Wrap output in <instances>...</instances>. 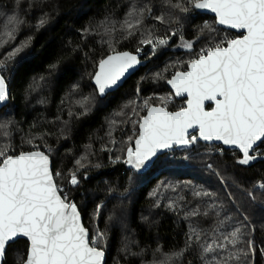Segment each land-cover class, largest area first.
Masks as SVG:
<instances>
[{
	"label": "trees",
	"instance_id": "16d2710c",
	"mask_svg": "<svg viewBox=\"0 0 264 264\" xmlns=\"http://www.w3.org/2000/svg\"><path fill=\"white\" fill-rule=\"evenodd\" d=\"M178 4L190 11L181 12ZM193 4L0 0V62L31 38L21 53L0 63L9 89V100L0 109V151L48 154L59 194L77 205L89 239L96 237L94 232L103 234L93 246L104 251V264H213V257L221 255L229 257L227 264H264V141L247 165L238 162V151L199 141L158 156L141 173L122 162L146 108L163 105L154 96L172 95L167 79L185 70L202 49L225 45L238 35L218 27ZM10 17L16 19L10 22ZM161 38H170L167 48L158 45L155 53L142 45ZM179 40L192 47L172 49ZM139 48L146 65L100 97L91 83L99 60ZM84 97H92L87 111ZM171 99L164 108L182 107V99ZM71 172L78 185L67 184ZM237 228L236 245L203 252ZM193 229L201 240L189 245ZM26 250L24 239L8 244L2 264H21Z\"/></svg>",
	"mask_w": 264,
	"mask_h": 264
},
{
	"label": "snow or ice",
	"instance_id": "6c2138e0",
	"mask_svg": "<svg viewBox=\"0 0 264 264\" xmlns=\"http://www.w3.org/2000/svg\"><path fill=\"white\" fill-rule=\"evenodd\" d=\"M176 7L183 13L190 11L179 4ZM194 9H210L218 24L243 29L246 34L228 40L227 46L202 49L199 57L188 63L187 72H176L167 81L176 96L187 94L186 107L175 112L166 111L164 107H147V115L139 121L135 147L127 149L124 160L137 173L161 150L171 149L174 145H192L198 140L222 141L223 145L234 146L243 154L238 162L247 165L256 158L249 154L250 150L257 141L264 139V0H194ZM15 19L9 18L10 22ZM169 39L161 38L155 43L149 39L142 43L152 45L155 53L157 46L167 45ZM28 43L16 48L5 62L0 63L11 61L28 47ZM140 51L137 49V53ZM139 63L137 55L128 52H117L100 60L93 77L99 94H106ZM45 79L40 78L41 82ZM36 83L34 81V85ZM78 88V84L73 85V92ZM7 97L6 78L0 75V102L6 101ZM83 99L87 111V102L92 97ZM205 101H212L215 106L206 111ZM196 127L199 135L186 138L188 130ZM0 158V255L4 253L7 241L22 234L30 241L27 264H101L104 252L90 245L87 231L80 223L77 205L68 202L67 196L59 195L60 189L50 172L49 156L41 151L18 155L0 151ZM69 183L78 185L75 173ZM196 195L210 196L211 193L197 192ZM101 208L102 205H98L97 211ZM239 232L237 228L223 240L216 238L203 248V252L212 253L214 249L223 252L226 243L236 245ZM103 238L102 233H97L92 244ZM187 239L189 245H193L201 240V236L193 229ZM247 246L252 249L251 241ZM228 259L223 255L213 257V264H227Z\"/></svg>",
	"mask_w": 264,
	"mask_h": 264
},
{
	"label": "water",
	"instance_id": "95a60500",
	"mask_svg": "<svg viewBox=\"0 0 264 264\" xmlns=\"http://www.w3.org/2000/svg\"><path fill=\"white\" fill-rule=\"evenodd\" d=\"M193 8H194V4H193ZM194 10L197 11V12H199V13H203V14H207V15H209V16H212V17L215 19V23H216V25H217L218 27H221V28L226 29V30L233 31V32H235L236 34H238L237 36H235V37L232 38V39L240 38V37H242L243 35L246 34V31L243 30V29H233V28H231V27H229V26L218 24L215 13H213L210 9H203V10H196V9H194ZM232 39H230V40H232ZM222 46H227V44L222 45ZM214 48H215V47H214ZM117 52H128V53H131V54H133V55H137L136 53H132V52H130V51H126V50H123V51H115V52L108 53L107 55H105L104 57H102L100 60H102V59H106L107 56H109V55H114V54L117 53ZM198 57H199V56H198ZM198 57H196L195 59H197ZM137 58H138V60L140 61V63H139L137 66H135L133 69L129 70V71L125 74V76L121 78V80L118 82V84H117L116 86H114L113 88H111L110 90H108V91L106 92V94H107V93H110V92H112V91H114V90H116V89H117L118 87H120V86L122 85V83H123L127 78H129V77H130L135 71H137L140 67L146 65L147 60L140 59V57H139L138 55H137ZM100 60H99V62H100ZM99 62L97 63L96 68H95V71H94V73H93V75H92V77H91V83L93 84V86H94V88H95L97 94H98L100 97H104L106 94H104V95H100V94H99V92H98V90H97V88H96V86H95V82H94V80H93V77L95 76V73H96V71L98 70ZM187 65H188V64H187ZM188 70H189V69H188V66H187L185 70H182V71H176V72H187ZM176 72H174V73L169 77V79H167V81L170 80V79H172V77L176 74ZM0 75H2V74L0 73ZM167 81H166V85H167V87L169 88V90H170L172 96H173L175 99H182V100H183V105H182V107H186V101H187V98H188V97H187V94L185 93V94H182V95H180V96H176V95H175V90L171 87L170 84L167 83ZM7 90H8V97H7V100L4 101V102H0V109H1L3 106H5L6 103L8 102V100H9V89H8V86H7ZM214 106H215V105H214V102H212V101H205V105H204V107H205V110H206V111H210L211 108L214 107ZM148 107H163V106H160V105H150V106H148ZM182 107H181V108H182ZM181 108H179V109H177V110H174V111L167 110L166 108H165V109H166V111H169V112H175V111H179ZM146 115H147V109L145 110L143 116H146ZM143 116H142V117H143ZM140 119H141V118H140ZM139 121H140V120H139ZM137 130H138V131H137V134H136L135 138H136V137L138 136V134H139V122H138V125H137ZM192 133H195V135L198 136V135H199V129H198V127L194 128V129H189L186 138H188V136H189L190 134H192ZM135 138L133 139L132 144L129 145V146L126 148V150H125V152H124V157H123V160H122L123 164H124L128 169H131V168H130V166H128V165H126V164L124 163V160L127 159V149H128L129 147H133V148L135 147ZM263 140H264V139H262L261 141H257V142L254 144L253 149L256 148L257 146H259V144H260ZM198 141H199V142H202V143H204V144H216V145H221L222 147H224V148H226V149H229V150H236V151H238V152L240 153V155H241V159L243 158V154L239 151V149L235 148L234 146H226V145H223L222 141H215V140H213V141H202V140H198ZM190 147H191V145H186V146H175V145H174L173 148H171V149H168V150H161V151L159 152V154H158V155H157V156H156V157H155L150 163H148L147 166H146L142 171H140V172H138V173H141V172L146 171V170L151 166V164L153 163V161H154L158 156H160V155H162V154H165V153H168V152H170V151H172V150H174V149H175V150H187V149H189ZM251 150H252V149H251ZM251 150H250V152H251ZM32 151H40V150H30V151H25V152H32ZM41 152H43V151H41ZM44 153H45V155H48L46 152H44ZM16 155H18V154H16ZM1 162H2V160H1ZM49 168H50V172L52 173V167H51V159H50V157H49ZM131 170H133V169H131ZM133 171H135V170H133ZM135 172H136V171H135ZM136 173H137V172H136ZM52 175H53V174H52ZM53 181H54V178H53ZM54 183H55V182H54ZM59 195H60V194H59ZM68 202H73V200H72V199H69ZM79 214H80V213H79ZM80 223H81V225L84 227L83 222H82V217H81V215H80ZM84 228H85V227H84ZM85 229H86V228H85ZM86 231H87V238H88V240H89V232H88L87 229H86ZM17 239H24V240L27 242L26 255H25L24 260H23L22 263H21V264H27V253H28V249H29V247H30V241L28 240L27 237L23 236L22 234H18L17 237L12 238L11 240L7 241V242H6V246H7L8 244H10V243L16 241ZM91 246H92V245H91ZM102 251H103V250H102ZM4 252H5V251H4ZM103 252H104V251H103ZM3 257H4V253H3L2 255H0V264H2ZM104 262H105V253H104V256H103V258H102L101 264H104Z\"/></svg>",
	"mask_w": 264,
	"mask_h": 264
},
{
	"label": "rangeland",
	"instance_id": "374dc122",
	"mask_svg": "<svg viewBox=\"0 0 264 264\" xmlns=\"http://www.w3.org/2000/svg\"><path fill=\"white\" fill-rule=\"evenodd\" d=\"M153 43H155V41L153 42ZM189 43H185V42H183L182 40H179L174 46H172V49H184V48H187V47H185L186 45H188ZM142 45H144V44H142ZM151 46V48H152V45H150ZM165 48H167V45H165L164 46ZM214 47H216V46H214ZM214 47H211V48H214ZM207 48H210V47H207ZM207 48H205V49H207ZM139 49H141V48H139ZM195 59V58H194ZM169 79V78H168ZM154 97H158V98H156V99H158V100H160V102L163 104V105H161L160 104V106H163L164 107V105H166V104H168V103H166V102H169L170 103V101L172 100L171 98H172V95H156V96H154ZM140 98V97H139ZM157 105H159V104H157ZM183 105V104H182ZM143 106H145V104H143ZM147 109V108H146ZM140 120V119H139ZM139 122V121H138ZM138 125V124H137ZM138 131V130H137ZM123 157H124V155H123ZM123 160V159H122ZM75 172H71L70 174H69V176H68V179H67V184H69V185H71L70 183H69V181H70V179H71V177H72V175L74 174ZM57 174V173H56ZM95 233V235L97 236V232H94Z\"/></svg>",
	"mask_w": 264,
	"mask_h": 264
},
{
	"label": "built area",
	"instance_id": "2783aa9c",
	"mask_svg": "<svg viewBox=\"0 0 264 264\" xmlns=\"http://www.w3.org/2000/svg\"><path fill=\"white\" fill-rule=\"evenodd\" d=\"M136 54H137L138 56H140V55H141V51H140L139 53L136 52ZM193 135H195V133L190 134V135L188 136V139H191V137H192ZM263 141H264V140H263ZM263 141H262V142H263ZM262 142H261V143H262ZM261 143H260V144H261ZM260 144H259V145H260ZM263 145H264V143H263ZM259 151H260V146H257L256 148L252 149L251 152H249V154L252 155V156H255V155L258 154ZM70 180H71V179H70ZM59 189H61V187H59ZM92 241H93V239H91V240L89 239V243H90V245L93 246Z\"/></svg>",
	"mask_w": 264,
	"mask_h": 264
}]
</instances>
